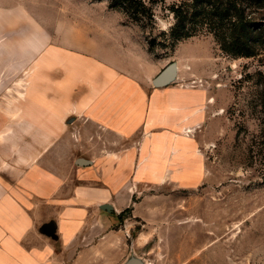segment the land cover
Segmentation results:
<instances>
[{
    "label": "crops",
    "instance_id": "crops-1",
    "mask_svg": "<svg viewBox=\"0 0 264 264\" xmlns=\"http://www.w3.org/2000/svg\"><path fill=\"white\" fill-rule=\"evenodd\" d=\"M77 47L26 6L0 7V264H100L139 217L135 198L202 174L186 158L204 93Z\"/></svg>",
    "mask_w": 264,
    "mask_h": 264
},
{
    "label": "rangeland",
    "instance_id": "rangeland-1",
    "mask_svg": "<svg viewBox=\"0 0 264 264\" xmlns=\"http://www.w3.org/2000/svg\"><path fill=\"white\" fill-rule=\"evenodd\" d=\"M178 1L147 0L155 22L143 27L111 8L110 0H0V7L26 6L61 46L97 51L136 76L155 78L177 62L172 85L204 93L202 123L193 132L196 157L186 158L188 169L201 170L200 178L188 187L146 189L135 198L139 217L130 218L128 233L117 226L123 242L117 240L100 264L131 257L145 264H264V160L250 149L261 140L264 55L232 58L205 32L172 46L164 33L174 24L168 9ZM20 134L25 132L7 131V138Z\"/></svg>",
    "mask_w": 264,
    "mask_h": 264
},
{
    "label": "trees",
    "instance_id": "trees-1",
    "mask_svg": "<svg viewBox=\"0 0 264 264\" xmlns=\"http://www.w3.org/2000/svg\"><path fill=\"white\" fill-rule=\"evenodd\" d=\"M111 8L119 9L141 23H154L153 9L147 0H110ZM174 24L168 29L170 44L194 37L202 32L213 35L221 50L232 58H253L264 55V0H180L169 7ZM156 45L155 40L149 42ZM264 117V116H263ZM257 149L264 160V119ZM130 209L121 214V218Z\"/></svg>",
    "mask_w": 264,
    "mask_h": 264
},
{
    "label": "water",
    "instance_id": "water-1",
    "mask_svg": "<svg viewBox=\"0 0 264 264\" xmlns=\"http://www.w3.org/2000/svg\"><path fill=\"white\" fill-rule=\"evenodd\" d=\"M179 65L177 62H172L165 69H163L152 81L155 88L167 87L175 83L178 79ZM86 161H77V165L84 166ZM103 210L111 212L112 208L109 205H104ZM124 264H145L140 258L131 257Z\"/></svg>",
    "mask_w": 264,
    "mask_h": 264
}]
</instances>
